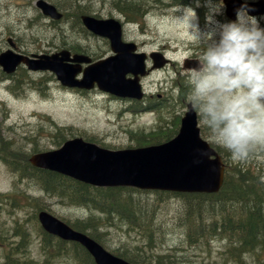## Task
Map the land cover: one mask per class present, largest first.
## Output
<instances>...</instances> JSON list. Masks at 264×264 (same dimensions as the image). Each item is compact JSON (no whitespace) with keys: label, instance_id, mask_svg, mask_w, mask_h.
Here are the masks:
<instances>
[{"label":"rangeland","instance_id":"obj_1","mask_svg":"<svg viewBox=\"0 0 264 264\" xmlns=\"http://www.w3.org/2000/svg\"><path fill=\"white\" fill-rule=\"evenodd\" d=\"M36 1L37 0H0V47L5 45L8 46V39L13 37L16 41L18 39L22 46L35 53L55 51V48L51 44V42L54 41L65 46L79 44L81 48H84L88 54L93 57L102 58L111 54L105 41L85 34L77 36V26L73 27V31L69 30L73 26L74 15H71L65 24L62 26L60 25L61 29L62 27L64 28L65 35H62L59 26L51 27L43 23L42 21L46 19L43 17L38 18V15L34 13ZM47 1L54 4L62 3V0ZM136 1L138 5L140 4L142 8L149 11V16L144 15V19H146L144 27L143 25L133 23L125 25V39L129 42H135L143 52L150 53L155 50H164L166 51L167 57L175 63V65H170L165 69L155 72L150 75L148 79L143 80V83H146L144 89L146 91L147 101L149 99H151V101L157 100L158 98L171 99L168 108L165 109L157 125H154L156 123L154 114H135L127 112V110H129L127 108L117 115L120 108L125 105L123 102L111 100L107 98L106 95H101L96 92L86 95L63 88L60 83L56 81L54 76L49 74L53 79L48 83V87L45 85L34 88L29 86L31 84L30 82H23L20 86L23 85L25 87L21 88L15 85L13 90L7 88L9 86L8 82L1 80L0 76V85L3 84V87L0 86V102H6L3 109L11 115V117H7V119L3 120L5 113L0 111V131L2 127L8 124V120L10 123L23 127L20 132H23L25 129L37 127L39 123L42 122L41 127L43 130L41 131L40 128V135L33 138L35 144L34 148L54 149L57 148V146H55L51 140V133L53 134V131L57 128L54 127L52 131H48L52 126L51 122L48 119L39 120V116H49L51 120L64 128V133L69 135V137L82 134L85 137L99 139L111 147L121 149L137 144L138 136H131L128 131L137 133L143 130L145 131L144 135H147L151 129L164 125L166 121L172 122L176 119L178 114L181 115L184 112L185 105L179 102L177 93L175 91L171 92L172 90L170 87L172 81L176 78L177 68L179 70L181 68L183 69L185 53L191 50L190 37L181 27L172 23V6H168V4H170V2L174 4V0ZM153 5H162V9H158L157 11L150 10V8H153ZM202 11V15L200 11H197L201 26L204 25L202 24V20H204L206 10L203 8ZM90 12L97 15L99 14L105 18L121 19L115 7L112 6V0H92ZM29 18L32 19L31 25L33 28H28ZM54 29L58 31H53ZM17 36L21 37V39ZM76 36L79 38V41H72L76 40ZM185 71L186 70L183 69V73H185ZM40 76L42 75L32 74L34 79ZM21 77L22 79H27V77L23 75H21ZM109 112L115 114L110 115ZM120 117H122L121 120ZM25 124H28V126H25ZM172 126H174V124L170 123V126L166 130ZM172 129L173 128H170L168 131L171 132ZM69 132H71V134ZM33 134H35V132L32 133V135ZM175 135L176 133L171 138ZM147 137L148 140H146L145 144H151L150 142L154 140V137L151 135ZM162 139H165V137ZM16 141L22 144L17 138ZM0 145H5V141L0 140ZM10 145L13 144L10 143ZM258 158L261 162L264 161V157ZM17 184L18 182L14 181V176L0 166V198L5 199L6 197L3 195L6 194H16L18 192ZM31 192L34 195L39 194L37 190H32ZM14 198L17 203H24L20 197ZM136 198L146 203L150 200H154L156 195L153 193L149 196L137 194ZM45 204L49 207V211H54L57 215L65 216L69 221L79 222L80 220L78 217L86 218L89 216L84 209H72V206L69 204H61V200L58 198L48 199L45 201ZM181 206H183L182 200L178 198L163 199L160 203L161 212L159 213L157 221L162 223V227L167 233L168 244L164 245V249H167L166 253L168 255H173L174 253V251L171 250L172 245L183 240L181 235H178L172 229V222H175L178 218L177 207ZM145 207L146 205H144V208ZM8 209H10V207H8ZM32 214L33 212L31 215ZM21 217L25 218L23 215ZM10 220V216H4L2 220V222H6L7 225L5 229L9 231L12 228ZM100 231L110 234L108 238H105L104 233L101 234V237L109 248H116L122 243L130 247L134 246L133 249L140 248L150 253L141 242H134L133 238L120 230L111 227H103ZM92 234L95 235V233ZM34 254L39 256L40 250L34 248ZM213 256L216 257L217 254L214 253ZM38 264H44L42 256L38 258ZM57 264L75 263L74 261L61 258Z\"/></svg>","mask_w":264,"mask_h":264},{"label":"trees","instance_id":"obj_2","mask_svg":"<svg viewBox=\"0 0 264 264\" xmlns=\"http://www.w3.org/2000/svg\"><path fill=\"white\" fill-rule=\"evenodd\" d=\"M80 1L82 2L69 0L70 5L67 4V8L87 10ZM179 99L183 100V96ZM0 110L3 111L1 108ZM178 123L179 117L176 118L174 125L177 127ZM63 130L64 128L57 127L54 133H51L54 145L67 138ZM203 132L206 135L205 130ZM129 133L134 136L132 131ZM156 136L158 139H155L160 142L163 137L170 138L171 134L161 131ZM145 138L144 135H140L138 141ZM0 140H4V146L8 148V139L0 134ZM26 143L32 145L34 151L38 150L34 148L33 138L26 137L25 142L18 145L23 149ZM216 149L227 164L226 181L220 193L205 195L162 192L157 193L159 195L157 198L146 203L134 195L140 192L127 189H97L93 193L86 185L69 182L56 174L34 168L29 160L23 163L14 160L12 169L31 184L32 179H35V183L41 189L49 195L58 197L63 203L70 202L91 211V208L103 210L111 207L112 209H106L101 216L96 217L91 212L88 220L76 224L78 230L89 233L102 243L104 239L101 237V228H122L124 223L140 235L141 242L147 250L150 248L151 251H158V247L167 242L165 232L155 222L161 212V200L168 197L181 199L183 206L177 207L179 225L184 227L183 219L189 218L187 225L193 230L200 231V241H196L193 234L184 235L185 240L173 245V255L148 253L140 248L133 249L134 246L130 249L131 252L129 249L119 250L121 256L133 264H264V161L258 160V157L263 158L264 154H257L247 162L234 163L228 153ZM5 150L0 154L11 165L8 155L4 156ZM23 194L27 202L38 203L37 207L44 208L37 199ZM133 211L139 214H132ZM5 212L4 208H0V264H38L40 256L46 262L44 264H57L61 258L74 261L75 264H95L93 257L81 245L63 242L45 233L35 217L34 219L28 217L21 223L15 220L9 232L1 222ZM206 233L210 235V239H217L220 236L223 240L215 243L220 246L219 253L214 252V243L205 242L206 240L203 242L202 237ZM159 240L160 242H157ZM34 248L40 250L39 256L34 254ZM214 253L217 254L216 257L213 256Z\"/></svg>","mask_w":264,"mask_h":264},{"label":"water","instance_id":"obj_3","mask_svg":"<svg viewBox=\"0 0 264 264\" xmlns=\"http://www.w3.org/2000/svg\"><path fill=\"white\" fill-rule=\"evenodd\" d=\"M240 0L227 2L229 16H235ZM47 15L60 18L54 6L39 1ZM255 11L264 13V2L251 3ZM85 24L96 33L110 36L112 48L117 56L100 61L84 71V79L76 80L82 71L80 63L89 62L85 56L63 51L52 56L43 55L39 60L7 53L0 63L14 71L20 62H25L32 70H53L65 85L93 88L95 83L105 91L121 97L141 98L139 75H145L144 54H134V44H124L121 26L115 20L98 21L84 17ZM67 61L79 64L72 65ZM163 65V62L161 66ZM132 73L135 79H127ZM211 147L200 137L198 121L194 114L187 113L182 121L179 136L172 142L153 148L110 152L82 139L67 142L64 147L37 155L32 158L34 165L54 170L78 180L98 186L129 185L138 188L175 190L183 192H217L224 183L225 168L220 156L211 149L210 156H201L202 150ZM215 156V159H211ZM45 229L63 239L82 243L96 258L98 264H127L106 253L97 243L69 227L47 213L40 214Z\"/></svg>","mask_w":264,"mask_h":264},{"label":"clouds","instance_id":"obj_4","mask_svg":"<svg viewBox=\"0 0 264 264\" xmlns=\"http://www.w3.org/2000/svg\"><path fill=\"white\" fill-rule=\"evenodd\" d=\"M255 0H251L254 3ZM250 0H242L235 19L220 20L224 0L174 4L172 23L190 37L185 60L198 63L184 73V111L194 114L208 143L234 163L264 153V27ZM204 8V25L197 9ZM211 149L201 156H210Z\"/></svg>","mask_w":264,"mask_h":264},{"label":"flooded vegetation","instance_id":"obj_5","mask_svg":"<svg viewBox=\"0 0 264 264\" xmlns=\"http://www.w3.org/2000/svg\"><path fill=\"white\" fill-rule=\"evenodd\" d=\"M261 26L264 27V20L261 21Z\"/></svg>","mask_w":264,"mask_h":264}]
</instances>
